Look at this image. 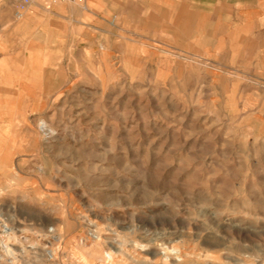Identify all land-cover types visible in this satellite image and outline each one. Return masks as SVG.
Segmentation results:
<instances>
[{
  "label": "rangeland",
  "instance_id": "374dc122",
  "mask_svg": "<svg viewBox=\"0 0 264 264\" xmlns=\"http://www.w3.org/2000/svg\"><path fill=\"white\" fill-rule=\"evenodd\" d=\"M261 5L0 0V264H264Z\"/></svg>",
  "mask_w": 264,
  "mask_h": 264
},
{
  "label": "built area",
  "instance_id": "2783aa9c",
  "mask_svg": "<svg viewBox=\"0 0 264 264\" xmlns=\"http://www.w3.org/2000/svg\"><path fill=\"white\" fill-rule=\"evenodd\" d=\"M36 1H38V0H22V8H26V6L32 4V3L36 2ZM52 1H55V2H57V1H67V2H72V3L85 4L87 0H52ZM90 235L92 237L96 238V239L98 238V237H96V234H95L94 231L93 232L91 231ZM107 258L110 259L111 256L107 255Z\"/></svg>",
  "mask_w": 264,
  "mask_h": 264
},
{
  "label": "crops",
  "instance_id": "0c3cea01",
  "mask_svg": "<svg viewBox=\"0 0 264 264\" xmlns=\"http://www.w3.org/2000/svg\"><path fill=\"white\" fill-rule=\"evenodd\" d=\"M256 1V3H257V6H255L256 8H260L262 5L261 4H263V7H264V1L261 3L260 1L261 0H255ZM260 10V9H259ZM25 14V13H24ZM23 16V15H22Z\"/></svg>",
  "mask_w": 264,
  "mask_h": 264
}]
</instances>
